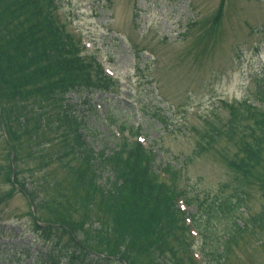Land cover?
I'll use <instances>...</instances> for the list:
<instances>
[{
	"label": "rangeland",
	"instance_id": "1",
	"mask_svg": "<svg viewBox=\"0 0 264 264\" xmlns=\"http://www.w3.org/2000/svg\"><path fill=\"white\" fill-rule=\"evenodd\" d=\"M55 1L40 6L47 16L54 13L56 17L58 11L61 40L70 49V57L92 67V60H98L118 82L115 88L109 86L110 93L67 96V105L85 123L86 143L96 150L107 147L112 151L118 144L113 127L134 126L136 135L143 136L144 143L157 153L158 162L177 171L164 184L168 202L183 193L209 206L221 205L230 196L242 202L232 210L218 206L213 216L198 214L194 226L200 220L202 228L195 238L179 228L150 238L154 222L147 213L143 221L133 210L123 217L109 210L113 204L104 197L102 185L109 190L105 182L112 177L116 180L112 185L123 188L117 176L104 173L97 180L88 160L44 167L40 159L32 158L30 135L15 118L17 112L26 115L35 105V96L25 98L32 87L24 84L25 99L17 105L5 98L8 88L0 81V113L13 116L9 133L5 131L10 142L0 123V264H53L49 259L53 247L33 232L38 224L48 229L44 234L50 242L66 248L69 233L61 225L83 224L79 239L93 251L135 264H264V148L260 164L250 167L244 178L243 170L231 168L230 163H239L241 141L249 138L245 135L239 140V134L232 135L236 131L228 126L233 105L254 95L258 74L264 73V0ZM220 9L223 18L213 29ZM0 19V48L5 47V40L15 46L16 23L2 11ZM46 21L51 23L49 17ZM188 22L189 28L193 25L190 29ZM80 38L87 48L83 45V54L75 44ZM53 111L50 117L57 116L58 108ZM214 129L221 133L215 141L211 139ZM46 138L53 140L49 130ZM60 142L54 141L41 154L62 151L65 144ZM73 151L67 150L65 161L73 157ZM23 191L38 197L34 209ZM84 202L87 210L82 208ZM191 208L194 213L196 207ZM209 231L212 235L206 239ZM212 238L215 245L219 243V254L226 241L229 246L221 263H213L204 252ZM145 249L146 254L137 255Z\"/></svg>",
	"mask_w": 264,
	"mask_h": 264
},
{
	"label": "trees",
	"instance_id": "2",
	"mask_svg": "<svg viewBox=\"0 0 264 264\" xmlns=\"http://www.w3.org/2000/svg\"><path fill=\"white\" fill-rule=\"evenodd\" d=\"M42 2L45 1L0 0V11L16 23L13 26L15 28L14 36L17 37L13 38L16 41L15 46L12 47L5 40L3 42L5 47L0 48V56L2 52L4 54L2 58L6 60L0 57V81L4 83V88H8L9 93H4L5 98H10V102L17 105L21 100L35 96V105L31 107L30 111H27L26 115L23 111L17 112L15 115L22 131L30 135L32 146L30 152L34 155L32 158L34 160L40 159L44 167L57 163L64 167L69 163L88 160L94 168L92 170L97 180L100 179L97 171L111 170L114 176H117V181L124 186L121 188V185H112L107 182L109 190L102 188V192L106 194L104 197L108 198L115 208L114 210L113 206L110 205L112 208L109 210L112 213H119L123 217V213L129 214L130 210H133L143 221L148 215L154 222L149 233L150 238L159 233H172L179 229L186 232L187 227L184 219H182V214L172 202L167 201L165 185L153 171L156 158L154 155H150L144 146L134 142L133 138L136 134L134 128L121 125L122 130H129L132 138L120 139L119 152L113 151V155L108 159H96L91 149H88L80 139L82 125L67 108L68 106L64 104V95H67L68 92H81L97 88L107 89L109 82L95 64L92 67L81 63L76 57H70V49L62 43V34L55 17L47 16L50 14L40 6ZM46 17L51 19V23L46 21ZM1 23L2 20L0 19ZM12 24H8L9 27ZM49 24H52L53 28ZM14 75L17 77L13 78ZM7 77H12L13 80L9 81L6 79ZM24 84L32 87L31 89L29 87L31 91L27 92ZM26 92L30 95H26L24 98L23 93ZM250 100L258 106H233L228 125L232 131H236L232 135L239 134V140H242L245 135L249 138V140L241 141V150L239 151L242 157H240L239 163H234L235 161L230 163L231 168L243 170L244 178L249 173L250 167L255 168L260 164L264 148V76L258 80L257 89ZM57 108V116L50 117V113H55L53 110ZM1 115L4 119L6 132H8L13 116L10 113L2 112ZM47 130L52 135V142L46 138ZM124 131H122L123 135L125 134ZM213 132L211 139L215 141L221 136V133L217 132L216 129ZM58 140L61 141L60 144H65L61 146L63 147L62 151L50 156L41 154L43 150L47 151V148ZM70 149L74 150L73 157L65 161L68 158L67 150ZM117 165L120 166L119 169ZM169 170L174 174L172 169ZM262 187L264 188V182ZM114 194L120 195V197ZM29 195L33 202L37 201L32 194L29 193ZM234 197H226L221 205H218L219 208L232 210L238 206L235 204L242 202V199L237 198L235 200ZM190 203L200 207L201 213H207L208 217L211 214L213 216L216 207H218L212 204L209 206L206 201L197 199H191ZM213 203L215 204V201ZM84 205L82 208L87 210V203L84 202ZM261 217L264 218V209ZM198 223V227L202 228V222L199 220ZM64 226L62 224L60 228H66L69 233V243H67L69 248L62 246V243L60 245L59 242L53 244L44 234L48 229L36 226V230L42 238L53 247L50 254V260L53 261V264L59 263V257L63 255L69 264H123L114 256L108 255V253H97L83 243L79 239L78 233L83 229V224ZM50 229H54V227ZM239 231L240 229L237 232ZM206 233V239L211 237L212 231ZM216 243L217 245L212 238L211 246L208 249L205 248V252L210 254L213 263H220L227 255L229 246L226 245L227 241L224 247L221 244L223 249L222 253L219 254L221 252L219 243ZM146 252L147 249L144 250V253L137 255L143 256ZM57 253H59L58 257L56 256ZM126 261L127 264H135L132 260L129 262L126 259Z\"/></svg>",
	"mask_w": 264,
	"mask_h": 264
}]
</instances>
